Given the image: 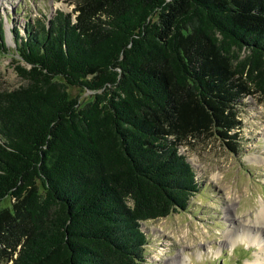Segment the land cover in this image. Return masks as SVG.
I'll return each instance as SVG.
<instances>
[{
    "label": "trees",
    "instance_id": "16d2710c",
    "mask_svg": "<svg viewBox=\"0 0 264 264\" xmlns=\"http://www.w3.org/2000/svg\"><path fill=\"white\" fill-rule=\"evenodd\" d=\"M72 4L14 48L0 21L25 81L0 90V264H142L140 223L198 190L180 148L236 152L242 100L264 98V0Z\"/></svg>",
    "mask_w": 264,
    "mask_h": 264
},
{
    "label": "rangeland",
    "instance_id": "374dc122",
    "mask_svg": "<svg viewBox=\"0 0 264 264\" xmlns=\"http://www.w3.org/2000/svg\"><path fill=\"white\" fill-rule=\"evenodd\" d=\"M72 2L0 0L6 45L14 48L16 33L24 37L34 20L45 22L56 10L70 11ZM12 58L0 53V90L25 83ZM69 94L80 104L93 97L76 87ZM239 116L236 152L215 137L180 148L195 171L198 190L185 210L140 223L147 238L142 264H264V216L259 223L264 207V98L243 99ZM10 203L5 197L0 206Z\"/></svg>",
    "mask_w": 264,
    "mask_h": 264
},
{
    "label": "bare ground",
    "instance_id": "6f19581e",
    "mask_svg": "<svg viewBox=\"0 0 264 264\" xmlns=\"http://www.w3.org/2000/svg\"><path fill=\"white\" fill-rule=\"evenodd\" d=\"M259 216H260V222H259V223H262L261 220H263V216H264V207L261 208ZM257 220H258V219H257ZM257 222H258V221H257ZM233 239H234V238H233ZM231 241H233V240H231Z\"/></svg>",
    "mask_w": 264,
    "mask_h": 264
}]
</instances>
